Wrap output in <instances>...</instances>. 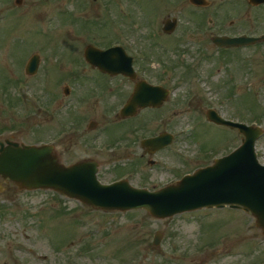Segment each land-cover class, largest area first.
I'll return each mask as SVG.
<instances>
[{"label": "rangeland", "instance_id": "obj_1", "mask_svg": "<svg viewBox=\"0 0 264 264\" xmlns=\"http://www.w3.org/2000/svg\"><path fill=\"white\" fill-rule=\"evenodd\" d=\"M185 1L46 0V4L40 3V7H34L33 11H41L39 18L43 19L47 16L48 21H52L53 25L58 24L59 14L62 15L63 26L60 29L57 28L58 36L54 33L53 37L42 39V46L47 47V57H56L57 54L63 56L66 52H72L71 46L74 49L79 47L80 54L83 56V47L95 40L102 41L100 44L104 47L118 42L122 44L133 42L136 48L137 46L144 47L143 52L140 53L145 56L140 57L142 60L138 66L147 69L155 81L165 79L168 75L176 76L173 75L174 73H177L178 79H182L185 75L178 73V70H184L188 76H185L187 82L183 87L188 86L190 78L192 80L190 84L194 85L189 87L190 89L184 88L187 90L185 93L181 89L179 94H185L187 98L196 97L195 103L200 104V95L195 92L191 93V91L198 90V88L206 89L204 80L207 78L211 83L210 88L214 97L226 104L225 111L228 117H234L239 121L246 120L248 124L255 121L256 125L264 128V71L261 70L262 65L258 66V59H256V66L253 67L254 57L250 58L248 54L243 55L241 53L245 51L240 50L237 51L240 57L236 54L233 57V59L236 58L235 61L229 57L228 61L225 59L220 65V61L217 62L218 71H214L216 68L203 62L204 57L201 56L203 75L196 73L193 61L199 58L196 48H201L202 45L197 43L206 39L210 33L212 35L218 32L234 34L245 31L248 23L254 24L259 33L264 32L263 6L254 8L250 4L245 5L248 0H209L216 2L217 5L202 10L191 6L188 0L186 3ZM230 3H235L236 6ZM173 17L180 19L177 29L168 39H155L156 42H160V45H157L156 51H152L150 48L153 33L162 34L163 23L166 19ZM252 19L256 21L253 22ZM236 20L240 22H235ZM75 34L78 36L74 37ZM55 36L57 40L54 39ZM31 40L34 42L33 39ZM77 43L78 46H75ZM163 44L167 46H162L165 47L162 51L159 47ZM59 46L61 52L58 51ZM11 52L14 57L20 55L13 49ZM26 53L27 50L22 52V54ZM134 55L137 56V52ZM216 59L217 57L214 58ZM65 60L66 65L63 67L64 74L67 75L63 76V80L73 71L70 64L73 62L70 59ZM165 61L167 67H163ZM187 61L190 62L189 66H187ZM251 65L252 69H250ZM252 70L253 74H251ZM55 72L54 70L52 74H56ZM179 75H181L180 78ZM193 77L198 79H192ZM239 83L250 84V87H243V84L237 86ZM66 88L64 86L61 92L64 100H61V97L59 100L64 101L63 105L70 106L65 112L71 111L75 106L74 111L78 115H73L71 118L65 116L63 122L66 126H79L81 128L77 136L79 140L74 141L83 142L82 137L86 136L87 139L93 137L101 126L91 131H83L87 129L88 121L93 120V116L89 115L93 114V107L90 112L83 115L85 102L82 104L81 101H71L73 97L66 96ZM3 92L7 97L10 94L14 95V91L5 90ZM95 92H97L96 95H103L101 90ZM205 92L206 90L203 95ZM97 103L110 104V96L104 102H93L94 106ZM16 107L19 112L14 114L10 112V108L0 103V128L11 127V129L20 130L18 136L15 137L0 135V141L14 140L23 144L40 145L41 142L48 141L54 136V132L48 136H44L40 131L32 132L35 134L30 133L33 129L32 125L26 127L23 125L25 107L23 105H16ZM165 109L174 112L175 121L185 120L180 128L190 125L187 121L192 114H185L184 112L188 111H180V108L170 105L160 111L141 112L139 118L119 125L120 129L116 134H121L124 129L127 134L130 128L133 130L135 126H138L141 130L138 132L140 135H151L160 122V118L167 121L168 115L162 113ZM39 120L40 118L37 117L34 121L36 126H40ZM214 130L208 127L200 128L197 131L196 140L189 143L188 149L180 150L182 155H178L179 150L159 154L155 157V160L160 162L158 169L152 168L149 164L150 157L144 160L137 157L132 162L125 161L119 165L122 161L118 159L116 161L115 156L108 158L94 153L89 154L92 151L69 150L64 146L59 147L57 152L61 153L62 162L67 165L79 158L96 159L100 164V179L103 183L118 180L124 177V173L134 171L135 176L132 178L134 186L154 190L173 180L174 178H171L173 175L182 176L183 172H193L200 166L211 164L214 156L226 155L241 144L242 136L237 132H231V129L226 130V128H214ZM104 141L103 138L98 143L103 144ZM199 147L207 151L208 155L205 158L194 157L205 152L196 150ZM174 152L176 156L171 157ZM257 152L264 163V138L259 141ZM138 153L142 154L141 150ZM116 162H118L117 168L123 169H113ZM10 188L13 189L11 186H5L0 179V264H62V262L68 264L72 259L79 258L97 260L101 264H164L163 259L169 254L168 250L174 248V244L180 246L182 251L189 250L192 246L200 247L203 244L209 246L204 258L209 264L264 262V245L258 244L264 237L256 228L255 219L245 212L224 208L212 212L203 211L182 214L166 220H156L145 210L105 213L89 209L77 201L57 195L52 191L39 190L18 194ZM4 200L7 201L4 202ZM2 210H6V214H2ZM108 232L111 234L106 236ZM158 232L164 235L160 248H156L152 243ZM87 234L89 235L88 240L78 243V237H87ZM61 244H65L67 249L63 247L58 251L57 247ZM88 245L91 247H87ZM83 248L87 250L83 251ZM249 257H252L251 261ZM185 264L192 263L187 259Z\"/></svg>", "mask_w": 264, "mask_h": 264}, {"label": "flooded vegetation", "instance_id": "obj_2", "mask_svg": "<svg viewBox=\"0 0 264 264\" xmlns=\"http://www.w3.org/2000/svg\"><path fill=\"white\" fill-rule=\"evenodd\" d=\"M188 1L191 2V0ZM186 2L187 0L185 3ZM190 2L189 4L191 6L202 10L217 5V3L213 1H209V4L202 6H195ZM40 3L46 4V0H0V92L3 94L5 90L12 92L14 90H21V87L24 88V95L22 98H16L17 95L14 98V95L10 94L7 98L2 99V101L7 103L10 107L24 102L26 116L23 125H25V127L27 125H32L33 129L30 133L40 131L44 136H48L50 133L54 132V136L50 137L51 139L48 141L46 140L44 143L53 144L55 150H59V147L63 148L64 146L68 147L69 150L76 149L79 151L102 150L101 152L116 151L126 153L128 150H149L137 146L138 138L136 137L135 130L127 135L121 136L116 134L119 129V123L122 125L136 118L133 117L122 120L119 117L121 107L126 104L134 90L135 84L133 80L122 75L111 76L98 68H94L87 63L85 59V50L82 52L83 56L80 54L79 47L75 49L72 47V52H66L63 56L57 54L56 57H47V47L42 46V39L53 37L54 33L58 36L59 30L57 31V28L60 29L63 26L62 15L59 14L58 24L56 23V25H53L52 21H48L47 16L40 19L39 16L41 15V11H33L34 7H40ZM230 5L236 6L235 3H230ZM252 21L254 22L256 20L252 19ZM212 22L214 23V21ZM235 22H240V20H236ZM215 35L259 37L261 34L256 31L254 24L248 25L245 31H239L234 34L218 32L212 35L210 33L206 39L201 41L204 57L203 62L215 67L216 69L214 71H218L217 62L220 61V65L225 59L228 61L229 57H232V60L235 61L236 58L233 59V57L237 54V51L241 50L245 51V53H242L243 55L248 54L250 58L254 57L253 67L256 66V59H258V66L262 65L261 70L264 71V42L256 43L244 49H221L212 41ZM57 36H55L54 39H56ZM75 36L78 35L75 34L74 37ZM31 39H33L34 42ZM94 42V46L104 50L110 47H104V45L100 44L102 41L99 42L95 40ZM75 46H78V43ZM87 46L88 44L85 47ZM55 48H58L57 45H55ZM12 49L15 53L23 56H15L16 59L12 55ZM24 50H27L26 54H22ZM58 51L61 52L60 46ZM231 51L233 52L230 55ZM36 54L39 57L38 65L35 66V70L32 71V69L29 70L28 65L31 58ZM215 57H217L216 60H214ZM237 57H240V55L238 56L237 54ZM65 59H70V61L73 62L70 63L73 71L70 76H67V78L63 80V76L67 75L64 74L63 67L66 65ZM81 63L82 65H80ZM140 68L141 67L137 69L138 77H140V74H146V71H140ZM250 69H252V65ZM54 70L56 74H52ZM253 73L252 70L251 74ZM173 77H170V79H173ZM205 84L208 86L211 85L207 78ZM64 86L67 87L65 89L66 96L69 98L73 97L71 101H81L82 104L85 102L86 108L84 107L85 109L83 108L82 110L83 115L90 112L93 107V114H89L93 116V120L90 122L88 121L89 124L87 125V129L85 128L83 131H91L93 128L101 126L98 129V135L94 138L91 137L87 139L86 136H84L81 138L83 142L74 141L79 140L77 136L81 128L77 125L66 126L64 124L63 117L66 116L71 118L73 115H78V113L74 111L75 106L71 111L65 112L70 106H66V104L63 105L64 101L59 100ZM97 90H101L103 95H96L97 92L95 91ZM108 96H110V104L97 103L94 106L93 102H104ZM61 100H64L63 97H61ZM37 117L40 118V126L34 124ZM174 117L175 115H172L170 119L173 120ZM86 120L85 118V121ZM53 121L55 122V126L52 125ZM19 132L20 130L11 129V127L0 128V135L3 134L4 136L13 135L15 137L18 136ZM112 136L114 138H112ZM101 137L104 138L105 143L97 145V141ZM167 150H171V148ZM208 249L209 246L203 244L200 247L192 246L189 250L186 249V252L189 253L190 262L192 264H209L204 260L208 253ZM183 256L182 254L172 256L170 258V264L182 263L184 260L180 259Z\"/></svg>", "mask_w": 264, "mask_h": 264}, {"label": "water", "instance_id": "obj_3", "mask_svg": "<svg viewBox=\"0 0 264 264\" xmlns=\"http://www.w3.org/2000/svg\"><path fill=\"white\" fill-rule=\"evenodd\" d=\"M200 1L193 0V3L200 4ZM251 2L260 4L264 0H251ZM175 26V22L166 23L164 31L171 33ZM249 40L217 38L216 43L224 47L243 45ZM86 56L91 62L92 59L99 57L112 60L113 63L110 62V65L105 67L108 71L116 68L120 69L118 73L128 75V70H131L132 59L119 48L99 52L90 47ZM99 65L104 67L105 64ZM154 92L155 89L138 85L122 115L131 116L138 107L157 105L153 104L156 100ZM220 121L238 128L245 135L243 146L229 157L218 161L215 166L185 178L177 186L158 192L135 189L126 182L110 186L101 185L96 177L97 164L94 162L65 167L59 163L50 148L20 146L11 142L8 147L3 143L0 144L5 148L0 150V176L12 180L22 189H52L104 210L126 211L145 208L159 219L204 206L238 205L244 207L246 211H251L257 218L258 226L264 228V167L258 164L254 153L255 142L262 131L258 128Z\"/></svg>", "mask_w": 264, "mask_h": 264}]
</instances>
